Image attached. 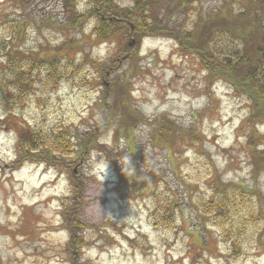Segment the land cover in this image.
<instances>
[{"label":"rangeland","instance_id":"obj_1","mask_svg":"<svg viewBox=\"0 0 264 264\" xmlns=\"http://www.w3.org/2000/svg\"><path fill=\"white\" fill-rule=\"evenodd\" d=\"M87 1L78 0L79 11ZM232 1L236 11L248 2L198 0L183 22L190 28L197 16ZM116 2L131 4L130 0ZM46 20L54 27L63 22L57 1L35 0L22 10L14 0H0V61L10 49L27 54L55 49L64 41L82 48L70 57L71 63L56 67L63 69L58 70L62 78L55 90L40 88L30 94L17 112L18 125L21 131L62 129L82 134L97 119L94 104L100 91L94 85L96 71L82 63L83 54L105 62L112 45L93 46L89 25L82 31L61 33L45 26ZM140 56L142 73L131 80L134 108L145 118L165 115L181 127L193 128L201 132L204 142L198 150L182 146L174 169L165 151L150 148L146 128L137 127L136 146L143 164L157 170L161 200L174 206V223L162 224L157 218L155 226L151 193L128 188L118 178L114 163L119 168L126 162L124 142L105 136V152H94L83 167L86 180L81 184L84 204L79 217L82 223L98 226L83 232L92 243L83 251V263L264 264V203L262 215L241 237L235 240L233 235L229 241L222 239L219 228L204 222L199 211L212 195L214 175L224 184L256 188L264 201V173L252 177L243 146L241 123L248 112L247 101L223 84L207 93L197 62L179 54L171 40H143ZM260 131L264 144V128ZM14 139V132L0 124V264H69L63 250L68 234L60 217L61 202L68 195L66 178L42 165H26L11 174L6 167L15 159Z\"/></svg>","mask_w":264,"mask_h":264},{"label":"trees","instance_id":"obj_2","mask_svg":"<svg viewBox=\"0 0 264 264\" xmlns=\"http://www.w3.org/2000/svg\"><path fill=\"white\" fill-rule=\"evenodd\" d=\"M34 1L14 0L22 10ZM55 1L64 20L58 27L46 20L45 26L67 33L82 31L89 25L92 37L89 42L93 46L112 45L105 62L94 61L89 53L82 57V63L96 71L94 85L100 89L94 104L97 119L82 134L62 129L44 132L19 128L17 112L22 110L30 94L40 88L45 92L55 90L62 78L58 70L63 69L56 67L71 63L70 57L82 52L76 42L64 41L52 50L40 48L25 54L10 49L5 53L4 60L0 61L3 117L0 124L15 135V159L6 167L11 174L26 165H42L66 178L68 195L61 202L60 217L62 228L68 234L63 250L69 264H84L83 251L92 243L83 232L98 227L80 220L84 204L81 184L86 180L83 167L92 154L105 152L102 142L105 136L110 134L112 140L124 142L126 162L119 168L114 163L118 178L128 188L151 193L155 226L157 218L162 224L174 223V206L161 200L158 193L161 178L157 170L143 164L136 146L137 127L146 128L150 148L165 151L174 169L180 163L175 155L180 154L182 146L198 150L204 142L201 132L193 128L181 127L165 115L145 118L134 108L131 80L142 73L140 47L145 39L171 40L179 54L194 59L204 73L207 93L211 94L214 85L223 84L247 101L248 112L241 123L245 136L243 146L252 177L264 173L260 131L264 128V0H247L245 8L238 11L233 8L234 1L223 2L217 10L197 16L190 28L183 21L198 0H130L128 7L116 0H88L83 11H79L78 0ZM180 17L183 19L178 22ZM263 203L256 188L224 184L214 175L213 192L200 206V218L219 228L223 240L229 241L233 235L236 240L262 215Z\"/></svg>","mask_w":264,"mask_h":264}]
</instances>
